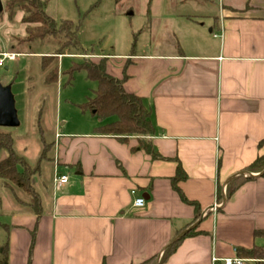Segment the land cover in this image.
<instances>
[{
  "label": "crops",
  "instance_id": "0c3cea01",
  "mask_svg": "<svg viewBox=\"0 0 264 264\" xmlns=\"http://www.w3.org/2000/svg\"><path fill=\"white\" fill-rule=\"evenodd\" d=\"M178 2L163 25L159 12L146 14L164 36L116 63L96 56L151 112L146 141L160 157L137 137L97 134L99 124L57 136L42 215L13 208L11 224H1L8 264H211L239 248L264 250L255 235L264 232V177L246 171L264 154V0ZM179 165L187 178L175 188ZM237 177L251 180L228 198Z\"/></svg>",
  "mask_w": 264,
  "mask_h": 264
},
{
  "label": "rangeland",
  "instance_id": "374dc122",
  "mask_svg": "<svg viewBox=\"0 0 264 264\" xmlns=\"http://www.w3.org/2000/svg\"><path fill=\"white\" fill-rule=\"evenodd\" d=\"M7 1L9 0H2L4 11L0 13V53L11 51V40L23 37L26 30L22 22L23 12L17 10L14 17L10 18L5 10ZM42 2L47 15L55 22H70L78 30L82 50L75 51L76 54L59 56V81L54 85L45 84V73L42 70V57L51 56L58 49V45L49 40H39L25 49H19L20 51L13 50L19 53L16 60L0 64V83L12 86L21 123L18 128L0 127V132L11 133L15 139L16 152L31 168H39L38 174L32 178L33 189L38 194L40 187L50 179V170L55 164L52 152L47 158L41 159V136L50 145L64 132H87L98 125L91 111L83 112L80 108L89 98L95 96L98 84L88 80L84 71L77 72L72 83H68L64 72L73 63H80L84 58L98 62L100 59L96 56L101 55L115 58L112 63H116L119 55L140 51L155 33L165 35L164 27L157 25L156 20L152 26L148 25V10L159 12L161 19L157 18V22L161 21L163 25L166 20H173V17L166 15V9H178L179 6L178 0ZM188 5L185 8L187 10ZM86 54L89 56H85ZM39 118L42 134L39 131ZM6 156V152H0V162ZM31 202V196L10 184L5 187L0 179V236L6 233L1 224H11L10 213L13 208H25Z\"/></svg>",
  "mask_w": 264,
  "mask_h": 264
},
{
  "label": "trees",
  "instance_id": "16d2710c",
  "mask_svg": "<svg viewBox=\"0 0 264 264\" xmlns=\"http://www.w3.org/2000/svg\"><path fill=\"white\" fill-rule=\"evenodd\" d=\"M5 10L10 18L14 17L17 10H21L23 12L22 22L26 26L23 37L11 40L12 46L9 53L19 54L13 52V50L20 51L19 49H25L39 40H49L58 45L56 53L51 56L42 57L44 60L42 70L45 73V84H57L60 75L57 62L59 56L73 54L75 51L82 50L78 38V30L70 22H55V20L47 15L42 0H9L5 4ZM85 56L88 57L89 55L86 54ZM98 58L100 59L98 62L84 58L80 63H73L69 70L64 72V75L68 77V83H72L74 75L77 72L84 71L88 80L98 84L95 96L83 103L80 106L81 110L83 112H92L99 124L95 129L97 134L116 137L122 141H127L129 137H137L139 149L146 151L154 159L159 158L160 155L145 140L154 131L151 112L145 107L141 97L125 91L124 80L114 77L109 72V58ZM38 125L39 131L42 134L40 118ZM41 143L43 144L41 159H45L52 152L53 144H47L43 135L41 136ZM2 151L6 152L7 156L0 162V179L5 187H8L10 184L31 196L32 202L26 206L40 218L42 215L41 198L34 191L32 182V178L38 174L39 168H31L27 161L16 152L15 139L11 133L0 132V152ZM246 171L260 174L264 177V154L260 155L248 166ZM186 178L184 170L179 165L176 177L173 179L175 188L178 182ZM248 180H251V178H235L228 186L227 197L229 198L238 187ZM188 203L191 204L190 202ZM196 234L195 230H191L186 236H194ZM255 235L264 236V232H256ZM179 242L180 240L175 241L165 250L162 257L163 261L175 251ZM0 250H2L0 253V264H8L9 259L6 245L0 246ZM237 252L241 258L264 259V250L261 248H239ZM143 264L154 263L147 261Z\"/></svg>",
  "mask_w": 264,
  "mask_h": 264
},
{
  "label": "water",
  "instance_id": "95a60500",
  "mask_svg": "<svg viewBox=\"0 0 264 264\" xmlns=\"http://www.w3.org/2000/svg\"><path fill=\"white\" fill-rule=\"evenodd\" d=\"M3 11L4 5L0 0V13ZM20 124L12 86H4L0 83V127L18 128Z\"/></svg>",
  "mask_w": 264,
  "mask_h": 264
},
{
  "label": "built area",
  "instance_id": "2783aa9c",
  "mask_svg": "<svg viewBox=\"0 0 264 264\" xmlns=\"http://www.w3.org/2000/svg\"><path fill=\"white\" fill-rule=\"evenodd\" d=\"M18 54L13 53H2L0 58V64L4 65L6 61H15L18 57ZM56 181L59 185H65L68 183L69 178L65 175H57ZM136 190L132 191V195H136ZM145 206V199L143 197H137L134 201V207L136 209H141ZM257 262H264V259H244L241 257H234V258H227V259H219L217 257H213L211 264H250V263H257Z\"/></svg>",
  "mask_w": 264,
  "mask_h": 264
}]
</instances>
